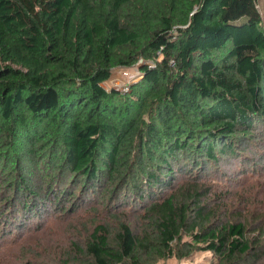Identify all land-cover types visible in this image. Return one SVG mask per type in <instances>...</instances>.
<instances>
[{"label": "trees", "instance_id": "1", "mask_svg": "<svg viewBox=\"0 0 264 264\" xmlns=\"http://www.w3.org/2000/svg\"><path fill=\"white\" fill-rule=\"evenodd\" d=\"M134 63L141 79L129 90L104 88L114 66ZM3 136L19 143L13 227L50 198L73 197L33 189L35 156L84 178L81 191L102 186L111 202L124 196L132 206L120 207L141 210L140 231L98 225L73 243L83 264H150L196 249L218 264H264L263 215L232 217L201 163H230L264 140L257 0H0Z\"/></svg>", "mask_w": 264, "mask_h": 264}, {"label": "rangeland", "instance_id": "2", "mask_svg": "<svg viewBox=\"0 0 264 264\" xmlns=\"http://www.w3.org/2000/svg\"><path fill=\"white\" fill-rule=\"evenodd\" d=\"M257 6L264 23V0H257ZM140 60L141 58L139 62ZM146 63L153 65L152 61ZM140 79L141 72L137 63L116 65L111 70L110 78L102 85L107 90L125 92ZM8 141L5 136L0 139V264H83L72 245L84 244L98 225H107L113 231L120 229L122 223L137 231L142 228L140 209L138 213L133 208L119 206L121 203L132 206L130 199L122 196L111 202V194L103 192L102 186L93 193L89 189L83 192L78 183L84 178L77 180L75 177L74 181L72 174L57 167L53 169L52 164L35 165L36 156L31 157L30 163L34 170L30 179L33 189L40 194L45 193L46 189H57L63 193H73V197L69 199L71 195L61 196L56 203L50 198L51 202L46 203V212L32 216L20 229L18 226L13 227L11 223L18 220H14L13 206L19 212L18 207L21 208V203L19 205L16 202L17 197H14L16 195L10 187L14 180L13 167H16L12 155L19 148V143L12 140L9 144ZM250 147L252 151L245 153L242 158L230 160V163L221 156L217 163H207L200 157V160L203 159L201 163L206 166V172L212 178L208 181L220 192L219 199L227 200L228 206L233 210L232 217H238L240 213L246 222H253L259 215L264 217V140L256 139ZM38 149L42 155L36 160L40 161L46 157L47 151L41 147ZM257 151L259 153H255ZM192 168L196 169L194 165ZM101 194H104L103 197H98ZM137 207L138 205L135 206ZM175 254L150 264H218V259L210 251L196 249L187 257Z\"/></svg>", "mask_w": 264, "mask_h": 264}]
</instances>
